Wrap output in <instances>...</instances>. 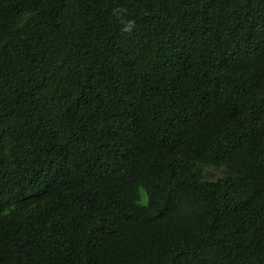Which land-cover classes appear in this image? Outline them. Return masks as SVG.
<instances>
[{"label": "trees", "instance_id": "1", "mask_svg": "<svg viewBox=\"0 0 264 264\" xmlns=\"http://www.w3.org/2000/svg\"><path fill=\"white\" fill-rule=\"evenodd\" d=\"M0 264H264V0H0Z\"/></svg>", "mask_w": 264, "mask_h": 264}, {"label": "clouds", "instance_id": "2", "mask_svg": "<svg viewBox=\"0 0 264 264\" xmlns=\"http://www.w3.org/2000/svg\"><path fill=\"white\" fill-rule=\"evenodd\" d=\"M133 30L134 28L131 22H128V24L123 28L125 33H131Z\"/></svg>", "mask_w": 264, "mask_h": 264}, {"label": "rangeland", "instance_id": "3", "mask_svg": "<svg viewBox=\"0 0 264 264\" xmlns=\"http://www.w3.org/2000/svg\"><path fill=\"white\" fill-rule=\"evenodd\" d=\"M209 173H212L215 177L220 176L222 174V170H215L213 168L207 169Z\"/></svg>", "mask_w": 264, "mask_h": 264}]
</instances>
